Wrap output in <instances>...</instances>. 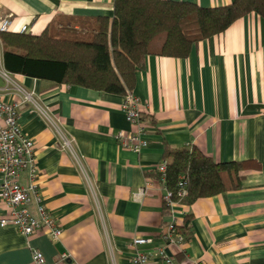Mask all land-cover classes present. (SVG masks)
<instances>
[{
  "label": "crops",
  "instance_id": "1",
  "mask_svg": "<svg viewBox=\"0 0 264 264\" xmlns=\"http://www.w3.org/2000/svg\"><path fill=\"white\" fill-rule=\"evenodd\" d=\"M171 1L217 8L234 0ZM114 3L0 0V19L12 17L13 33L27 26L35 36L46 30L55 36L69 30L75 36L101 17L112 19ZM2 71L0 46V100L20 103L22 96L8 86ZM12 78L60 121L96 182L102 216L56 132L31 105L20 103L19 124L35 145L38 190L62 234L55 241L46 232L27 237L14 226H0V264H32L35 250L48 264H133L135 237L151 239L139 251L155 254L166 247L163 235L172 219L157 167L169 151L194 147L217 163L253 160L261 169L247 173L239 191L189 207L176 204V224L190 217L191 234L182 246H167L168 255L175 264H264V18L244 16L221 35L194 44L186 58L146 59L133 91L148 125L149 146L141 154L121 148L114 138L133 131L123 112L125 96ZM29 182L26 169L21 184ZM1 184L0 174V220L7 215ZM30 209L37 217L36 206ZM148 264L164 263L155 255Z\"/></svg>",
  "mask_w": 264,
  "mask_h": 264
},
{
  "label": "trees",
  "instance_id": "2",
  "mask_svg": "<svg viewBox=\"0 0 264 264\" xmlns=\"http://www.w3.org/2000/svg\"><path fill=\"white\" fill-rule=\"evenodd\" d=\"M251 13L264 18V0H234L217 8L171 0H115L112 19L101 17L92 29L83 28L75 36L69 30L65 32L69 36H55L49 30L38 36L0 33L4 69L55 85L127 97L148 57L186 58L194 44L221 35ZM167 162L166 187L184 207L239 191L245 175L261 169L253 160L217 163L196 147L169 151ZM181 182L187 190L183 198L177 197ZM164 204L169 211L165 199ZM190 226V217L175 226L184 244Z\"/></svg>",
  "mask_w": 264,
  "mask_h": 264
},
{
  "label": "built area",
  "instance_id": "3",
  "mask_svg": "<svg viewBox=\"0 0 264 264\" xmlns=\"http://www.w3.org/2000/svg\"><path fill=\"white\" fill-rule=\"evenodd\" d=\"M13 23L12 17L0 19V33L10 31ZM28 32V27L24 26L20 34ZM8 86L14 87V90L22 96L20 103L29 104L33 110L39 114L45 122L52 128L61 142L63 151L71 153L78 170L86 182L91 195L94 198L96 210L102 216L101 204L97 197L96 182L92 179L83 158L74 148L73 141L70 140L61 128V123L56 119L47 108L42 106L35 95L14 82L12 75L7 71H2ZM20 103L5 102L0 100V174L2 176L1 193L2 200L7 209L6 217L0 220V226H14L22 235L31 237L39 232H46L53 240L58 241L62 230L59 224L54 220L44 204L41 193L37 185L38 169L35 163V145L32 139L26 136L19 124ZM123 112L126 115L128 123L133 131L129 134L120 132L114 136L120 147L141 154L149 146L146 138L148 134V125L143 120V108L140 100L133 94L126 97L123 105ZM167 161L157 167L160 175V184L166 191L165 201L169 206L171 221L167 224V229L163 238L168 246H182L184 239L176 234V218L173 207L176 202L173 200L174 193L166 187L167 179ZM29 170L30 182L27 186L21 184V176L25 170ZM146 188L140 193V196L146 195ZM187 195L186 185L181 182L177 190V197L183 198ZM36 206L38 216H34L30 207ZM152 240L145 237H135L131 240V247L137 250L132 258L133 264H148L153 256L156 255L164 264H175L172 256L168 255L166 247L157 249L156 253H146L139 251L141 246L151 244ZM32 264H48L42 252L35 250L32 254Z\"/></svg>",
  "mask_w": 264,
  "mask_h": 264
},
{
  "label": "rangeland",
  "instance_id": "4",
  "mask_svg": "<svg viewBox=\"0 0 264 264\" xmlns=\"http://www.w3.org/2000/svg\"><path fill=\"white\" fill-rule=\"evenodd\" d=\"M60 35L61 36H64V35H68L69 36V34H67V33H65V32H62V33H60ZM81 35V34H80ZM70 36H73V35H70ZM76 38V37H75Z\"/></svg>",
  "mask_w": 264,
  "mask_h": 264
}]
</instances>
